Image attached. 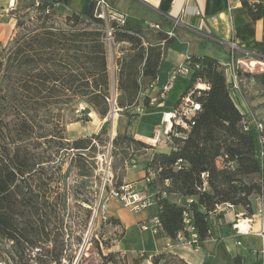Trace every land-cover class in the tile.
<instances>
[{
  "label": "trees",
  "instance_id": "16d2710c",
  "mask_svg": "<svg viewBox=\"0 0 264 264\" xmlns=\"http://www.w3.org/2000/svg\"><path fill=\"white\" fill-rule=\"evenodd\" d=\"M243 4L253 19L264 15L263 4L248 0H243ZM13 11L18 13L17 32L0 50V82L4 84L0 86V237L37 245L34 238L45 229L39 204L42 187L30 181L41 176L44 165L30 147L32 139L48 140L51 135L49 141L54 142L57 151L72 150L82 156L81 152L94 147L93 139L99 138L94 135L70 140L61 133L64 126L60 123L55 126L61 127V132L38 134L37 120L42 111L78 102L87 105L81 110L85 118L77 122L88 120L90 107L102 119L108 117L112 104L106 23L95 14L96 1L88 2L81 11L71 8L69 0H38L18 5ZM111 25L115 42L130 45L118 61L119 95L115 108L132 119L139 116L136 108L145 87L142 79L158 78L162 57L173 37L168 36L167 29L157 30L127 20L122 25L115 21ZM185 62L192 74L177 104L197 80H203L209 89L203 91L202 109L189 132L175 138L170 151L154 152L144 165L146 173H155L148 186L157 191L162 230L175 239L185 229V211H189L201 247L210 238L211 217L222 216L215 212L217 206L232 204L242 208L245 215L253 216L254 198H262L264 203V161L260 133L254 125L245 130L243 121L247 114L232 96L224 66L210 56H189ZM240 76L253 78L264 88V71H242ZM142 104L149 107L148 96ZM109 125L107 120L101 134ZM112 144L122 147L129 160L141 150L150 149L127 132L117 134ZM122 179L123 176L117 183H122ZM166 180L170 182L168 186ZM205 183L206 190H202ZM163 191L166 196L160 194ZM172 197L182 201L193 197L194 201L187 208L170 200ZM112 222L121 225L113 216ZM50 252V261L60 263L63 247L54 245ZM114 255L110 254L107 263L121 264ZM147 258L145 253L138 254L134 264ZM151 260L153 264H187L178 256L165 253L153 255ZM240 262L239 257L234 259V264Z\"/></svg>",
  "mask_w": 264,
  "mask_h": 264
},
{
  "label": "rangeland",
  "instance_id": "374dc122",
  "mask_svg": "<svg viewBox=\"0 0 264 264\" xmlns=\"http://www.w3.org/2000/svg\"><path fill=\"white\" fill-rule=\"evenodd\" d=\"M10 2L11 0H0V50L11 42L17 32L18 13L10 9ZM36 2L37 0H16L15 6ZM72 6L77 7L78 3L73 2ZM129 46L128 43H117L115 40L111 44L106 43L112 111L106 118L110 120V125L105 133L101 134V129L106 119H102L92 107H90L88 120L76 121L79 118H85V115L81 113L87 105L85 102L70 106L59 105L40 113L37 120L39 125L36 129L38 134H51L52 130L61 132V127L55 126L60 123L63 124L60 126H64L61 133L70 140L94 135H99V138L93 139L94 147L81 152L82 156L75 155L76 153L72 150L57 151L54 142L49 141L51 135L47 136L48 140L42 138L34 141L32 139L30 147L44 165L41 176H34L30 182L34 186L39 183L42 187L39 204L45 229L44 231L42 229V233L34 238L37 245H32L25 240L17 243L0 237V264H56L50 261V249L54 245L63 247L61 262L58 264H113L107 263V258L111 253L115 254L114 257L121 264H134V259L140 252L145 251L146 254L152 252L153 242L159 235H154L150 230H142L140 223L138 225L133 223L127 229L124 249L128 252L113 251V246L122 238L124 227L122 224L116 225L112 222L110 202L107 204L106 219H104L102 216L105 202L100 203L103 173L99 156L106 154L110 149L112 136L115 138L117 134L124 132L133 135L131 131H128V127L134 118L131 119L129 115L116 111V104L112 99V97L117 99L119 95L117 90L118 61L128 52ZM181 65L174 68L172 73L177 72ZM246 70L253 72L251 67L249 69L246 66ZM262 71L264 68H259L253 73ZM170 76L171 74L168 75V81ZM143 82L146 84L147 79L144 78ZM189 84L190 77L177 74L173 90L167 97V106L147 110L137 124V132L146 136H154V128L162 121L163 113L173 109ZM3 85V82H0V86ZM170 150L171 148H165L163 152ZM111 154L112 169L115 178H119L116 179L117 182H120V178L128 172L129 168L141 164L145 169L144 162L151 157L152 152L141 150L136 153L137 156L134 158H137L139 162L134 166L129 164V155L125 154L122 147L116 148L113 145ZM173 199L181 201L179 198H170V200ZM254 202L255 213L264 214V206L260 198L255 197ZM125 211L132 218L141 215L145 216L146 222L153 223L158 217V204L154 203L138 212L128 208ZM148 254L147 256L150 257Z\"/></svg>",
  "mask_w": 264,
  "mask_h": 264
},
{
  "label": "crops",
  "instance_id": "0c3cea01",
  "mask_svg": "<svg viewBox=\"0 0 264 264\" xmlns=\"http://www.w3.org/2000/svg\"><path fill=\"white\" fill-rule=\"evenodd\" d=\"M90 1L96 0H69V5L81 11ZM73 2H77L78 6L73 7ZM248 2L264 5V0H248ZM109 3L115 12L125 14L126 20L132 23L149 26L157 24L169 30L178 21L173 41L166 47L162 57L158 78L152 81L151 78L144 77L147 79L146 84L143 82L144 78L142 79L145 87L155 82L154 89L148 90L146 95H156L159 88L168 82V75L172 70L183 64L189 56H210L217 59L224 66L229 81L226 65L231 60V50L228 46L231 40L238 44L240 49L237 57L245 59L243 61L247 67L250 65L252 71L264 68V15L253 19L243 0H109ZM197 10L199 14L195 13ZM241 80L240 90L238 92L231 90L235 102L243 113L264 120V88L253 78L242 77ZM172 90L173 87L164 99L159 100V104L149 106L139 113L138 117H134L128 131H131L136 139L146 143L153 137L138 133L137 124L147 110L166 107L168 94ZM160 126L161 129L165 128L160 122L154 128V135ZM157 150L159 149L150 151L153 154ZM146 174L144 167L138 164L128 169L122 182H134L138 187L144 188ZM110 203V214L118 218L125 228V235L112 249L127 253L128 251L124 249L127 229L133 223L138 225L146 218L141 215L132 218L125 211L126 208L117 201L111 200ZM256 205L259 207L258 203ZM235 212H243V209L235 207L233 210L222 212L220 218L211 217L210 238L198 249L190 244H176L162 230L153 242L152 252L147 253L150 257L141 264H153L152 256L162 253L176 255L187 264H234V259L237 257L241 260L240 264H262L264 238L255 233L262 228L261 213L254 214L253 232L238 234L233 229ZM143 253L145 251L139 254Z\"/></svg>",
  "mask_w": 264,
  "mask_h": 264
},
{
  "label": "built area",
  "instance_id": "2783aa9c",
  "mask_svg": "<svg viewBox=\"0 0 264 264\" xmlns=\"http://www.w3.org/2000/svg\"><path fill=\"white\" fill-rule=\"evenodd\" d=\"M38 2V0H37ZM16 0H11L9 7L11 10H15ZM199 14L197 10L195 12ZM96 16L102 18L106 23V38L105 41L107 44H111L114 40L113 32L114 27H112V22L115 21L118 24L122 25L126 21L125 14L115 12L109 3V0H96ZM178 24V21L175 22L174 27L167 30L169 37H174L175 27ZM154 29H161L157 24L151 25ZM228 46L231 50V60L226 65L227 71L229 73V83L231 90L233 92H238L240 90L241 76L240 72H248L246 70V63L243 61L245 59L237 57V52L240 49L238 44L231 40L228 43ZM254 72V71H253ZM251 72V73H253ZM182 74L184 76H191L192 68L188 63L184 62L177 72L171 73L169 81L159 88L156 95H146L148 90H152L155 87V82H151L149 85L144 87V89L139 94V100L141 104L136 108L138 113H142L146 110V107L142 104V99L146 96L149 97V106L159 104L160 99H164L167 93L172 89L173 83L175 81L176 75ZM209 89V84L203 80H197L194 85L186 92L184 96L181 97L179 103L169 112H164L161 125H164L165 129H161L160 126L155 131V135L148 141L146 144L150 146L149 150L159 149L157 151L164 150L165 148H173L175 146V138L183 137L186 135V132H189L191 127L195 124L194 118L199 111L202 109L201 97L204 90ZM114 103L116 104V98H113ZM110 100V99H109ZM245 130H248L250 126L254 125L258 129L260 136L259 142L261 145V157L264 161V120H260L255 116L248 115L243 121ZM114 136L111 137L110 149L106 154L100 155V165L102 175V189L100 194V203L105 202L103 210V218L106 219V210L107 204L111 200L117 201L120 205L125 208H128L131 211L138 212L144 210L154 203L158 204V195L157 191L152 190L148 183L152 182L155 179L154 171H149L145 177L146 186L140 188L134 182L120 183L118 184L115 178V174L112 169V154L111 149L113 147ZM129 164L136 165L137 160L131 158ZM129 166L128 164L126 165ZM165 184L168 186L170 184L169 180H166ZM206 183L204 184L202 190H206ZM163 196H166V192L163 191ZM194 201L193 197H188L185 201H179L178 203L189 208V204ZM263 206V199L260 198ZM235 208L232 204H223L217 206L215 212L221 214L227 210H233ZM262 216V228L260 231L255 232L257 235L264 238V214ZM245 223V228L241 227V224ZM254 224V215L247 216L244 212H235V220L233 222V229L236 230L238 234H249L253 232ZM142 230H150L154 235H159L162 231V226L158 217L154 220L153 223L142 221L140 223ZM176 244H190L194 248H200L199 235L191 223L189 211H185V229L180 231L177 234L175 239H172ZM13 242V241H12ZM262 264H264V253L262 254Z\"/></svg>",
  "mask_w": 264,
  "mask_h": 264
},
{
  "label": "bare ground",
  "instance_id": "6f19581e",
  "mask_svg": "<svg viewBox=\"0 0 264 264\" xmlns=\"http://www.w3.org/2000/svg\"><path fill=\"white\" fill-rule=\"evenodd\" d=\"M248 67H249V69H250V65H249ZM253 70H256V68H253ZM241 227H242V228H245V223H242V224H241Z\"/></svg>",
  "mask_w": 264,
  "mask_h": 264
},
{
  "label": "water",
  "instance_id": "95a60500",
  "mask_svg": "<svg viewBox=\"0 0 264 264\" xmlns=\"http://www.w3.org/2000/svg\"><path fill=\"white\" fill-rule=\"evenodd\" d=\"M116 111H118V109L116 110ZM113 113V112H112ZM108 119H106L105 121H107Z\"/></svg>",
  "mask_w": 264,
  "mask_h": 264
}]
</instances>
